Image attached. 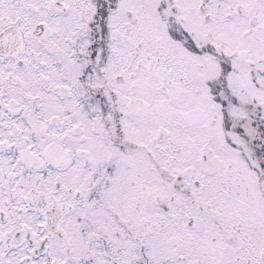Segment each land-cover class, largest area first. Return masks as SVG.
<instances>
[{
	"label": "snow or ice",
	"instance_id": "snow-or-ice-1",
	"mask_svg": "<svg viewBox=\"0 0 264 264\" xmlns=\"http://www.w3.org/2000/svg\"><path fill=\"white\" fill-rule=\"evenodd\" d=\"M0 264H264V0H0Z\"/></svg>",
	"mask_w": 264,
	"mask_h": 264
}]
</instances>
